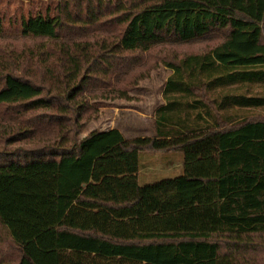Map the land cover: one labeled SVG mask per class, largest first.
<instances>
[{
  "label": "trees",
  "instance_id": "1",
  "mask_svg": "<svg viewBox=\"0 0 264 264\" xmlns=\"http://www.w3.org/2000/svg\"><path fill=\"white\" fill-rule=\"evenodd\" d=\"M154 57L172 71L155 136L81 138ZM158 152L182 174L140 185L141 155ZM0 264H264V0L0 14Z\"/></svg>",
  "mask_w": 264,
  "mask_h": 264
},
{
  "label": "rangeland",
  "instance_id": "2",
  "mask_svg": "<svg viewBox=\"0 0 264 264\" xmlns=\"http://www.w3.org/2000/svg\"><path fill=\"white\" fill-rule=\"evenodd\" d=\"M47 0H0V14H5L7 17H18L21 13H26L35 10L40 3H46ZM205 44H191L184 46L164 47L162 53L172 55L200 52L204 50ZM152 66L149 69V76L143 81H140L136 89L130 91L129 100H100L98 113L95 117L85 122V125L80 133V137L84 138L94 130H104L110 127H118L123 130L127 137H154L155 129L152 119L154 111L160 107L163 101L158 97L163 92V87L167 79L171 76L172 71L166 68L162 60L152 58ZM101 104V105H100ZM133 107L137 113H130L127 108ZM135 112V111H134ZM262 111H252L250 117L253 119L262 118ZM138 128V131H134ZM167 153H143L140 159V185L153 183L160 179L168 177H176L178 169L171 171L166 167L164 155ZM179 155L178 153H174Z\"/></svg>",
  "mask_w": 264,
  "mask_h": 264
},
{
  "label": "crops",
  "instance_id": "3",
  "mask_svg": "<svg viewBox=\"0 0 264 264\" xmlns=\"http://www.w3.org/2000/svg\"><path fill=\"white\" fill-rule=\"evenodd\" d=\"M164 90H165V85H164V87H163V92H161V96L157 98V99L160 98L161 100H163V101L160 103V107L165 105ZM122 108H127V109L130 111V113H134V114L137 113V111H136L133 107H122ZM158 108H159V107H158ZM158 108H157V109H158ZM157 109H156V110H157ZM134 111H135V112H134ZM154 113H155V111H154ZM154 113H153V115H152V119H153V117H154ZM112 129H118V130H120V132L124 135V137H125L126 139H134V138H137V137H141V136L127 137V136L125 135V133L123 132V130L120 129V128H118V127H110V128H108V129H104V130H102V131H108V130H112ZM134 131H138V128H135ZM162 157H163V160L165 159V163L167 164L166 167H168V170H169V171H171V170H173V169H178L177 172H176V174H179V173H180V175L182 174V172H183V157H182L181 155H176V154H166V155H164V156H162ZM176 176H177V175H176ZM178 176H179V175H178Z\"/></svg>",
  "mask_w": 264,
  "mask_h": 264
}]
</instances>
